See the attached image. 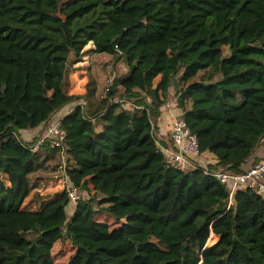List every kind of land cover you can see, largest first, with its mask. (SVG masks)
Here are the masks:
<instances>
[{
    "label": "trees",
    "instance_id": "1",
    "mask_svg": "<svg viewBox=\"0 0 264 264\" xmlns=\"http://www.w3.org/2000/svg\"><path fill=\"white\" fill-rule=\"evenodd\" d=\"M90 43L118 61L112 85L70 93ZM172 88L217 160L209 172L262 162L245 168L264 142V0H0V264H55L65 238L69 264H264V195L240 189L230 203L226 184L169 165L157 144ZM82 99L61 121V146L21 137ZM58 158L89 193L77 205L66 187L42 195L33 182Z\"/></svg>",
    "mask_w": 264,
    "mask_h": 264
},
{
    "label": "built area",
    "instance_id": "2",
    "mask_svg": "<svg viewBox=\"0 0 264 264\" xmlns=\"http://www.w3.org/2000/svg\"><path fill=\"white\" fill-rule=\"evenodd\" d=\"M112 81L113 78L109 80V83L105 89L106 93L109 90V86L112 85ZM78 102L79 103H77V105H86L85 100L84 103H80V101ZM122 102L124 108L140 109L143 107L137 105V103L129 99H125ZM63 108L56 112L51 118V124L47 127V130L44 131V134L38 137L36 145H34L32 148L33 150L37 149L40 145L47 141H49L52 146H61L63 144V140L66 137V132L61 127V121L64 116L68 115L74 110V107L70 106V108L67 110H64ZM45 124H43V126H45ZM153 127V133L155 135L156 142L160 146L161 150L165 153L167 163L169 165L187 171L196 169L198 166L205 168L208 174L217 178L220 182L228 186L230 190V203H232L236 192L240 189L251 188L257 193L264 195V160L256 166L243 172H237L228 169L209 172L207 169L208 165L204 166L201 162L197 163V161L200 159V155L202 154L199 150V141L197 135L189 129L187 122L183 118H180L179 116V118L174 121V123L168 129L169 133H166L162 127H160L158 131L155 130V124H153ZM65 184L71 203L77 204V202L82 197L80 190L68 179H65Z\"/></svg>",
    "mask_w": 264,
    "mask_h": 264
},
{
    "label": "rangeland",
    "instance_id": "3",
    "mask_svg": "<svg viewBox=\"0 0 264 264\" xmlns=\"http://www.w3.org/2000/svg\"><path fill=\"white\" fill-rule=\"evenodd\" d=\"M93 44L90 43L87 47V49H90V47ZM228 52V49H227ZM97 55V56H96ZM91 51L87 52L82 60L78 61L76 64V67L78 70L71 69L70 72V88L69 92L71 93H77L81 92L84 94L86 92V86L89 81H94L96 83V93L97 95H102L109 83V80L114 78V75L112 74L111 70L109 69L114 63L118 62L115 60L110 55L106 54H96ZM129 68L127 67L126 63L121 61L117 65V72L120 74L124 73L127 71ZM123 75V74H122ZM175 99V89L172 88L169 90V95L167 97V102L166 104V110L165 114H168L173 107L172 101ZM83 101L80 100V103H84ZM52 119L45 124L39 131V133L34 134V137H29L26 138L25 140H30L32 141L33 139L37 138L38 136H42L44 134V131L47 130V127L51 124ZM66 162L65 158L62 159L60 162V158L50 161L47 163L45 168L41 171H38L33 175V182L37 183L39 186V190L41 191L40 193L42 195H49V194H55L57 192L62 191L65 187V179H64V165L62 163ZM202 163V160L199 159L197 163ZM202 165L207 166V164L202 163ZM53 175V181H50L46 183L47 177ZM6 179V178H5ZM81 196L83 199H87L89 197L88 191H83L81 192ZM81 197V198H82ZM77 205V204H76ZM76 205H71L70 207L68 206V214L70 215L71 213L74 212V209L76 208ZM72 209V210H71ZM97 218L101 221H105L109 224L114 226H118L119 223H117L116 219L110 215L107 212H97ZM218 241V237L215 236L214 234L211 235L209 238L208 244H214ZM75 248L72 243V241L69 238L61 239L58 241L54 248H53V254L55 257V264H69V259L71 255L74 253Z\"/></svg>",
    "mask_w": 264,
    "mask_h": 264
},
{
    "label": "crops",
    "instance_id": "4",
    "mask_svg": "<svg viewBox=\"0 0 264 264\" xmlns=\"http://www.w3.org/2000/svg\"><path fill=\"white\" fill-rule=\"evenodd\" d=\"M91 50L94 53V55H96V53L94 52V49H93V45L90 47V49L88 50V52L91 51ZM74 67H73L74 70H78L77 67H76V64L74 65ZM109 69L111 70L112 69V66ZM128 71H129V69L127 71H125L124 73H122V74H126ZM112 74L114 75L113 72H112ZM86 89H87V86H86ZM75 94H82V93L81 92H77ZM78 101H74V102H71V103L67 104L63 109L64 110H67V109L70 108V106H73L75 108L76 105H77V103H79ZM167 104H168V102H167ZM172 104H173V107L171 108V110H170V112L168 114H165L166 105L163 107V115L161 116V118L159 120V124H158L160 127H162L165 130L166 133H169L168 129L174 123V121L179 118V116L181 114L180 113V110L177 107L176 97L172 101ZM42 127H43V125L42 126H39L38 128H35V129L22 130V131H20V135H21V137L24 140L26 138H29V137H34L35 136L34 134L39 133V131L41 130ZM25 141H28V140H25ZM199 158L202 160V163L207 164V165H209V164H216L217 163V160H216L215 156L212 153H202ZM256 158H259L261 160L264 159V142L261 145V147L258 148V150L256 151V153L253 156V158L251 160H249V161L246 162L247 164L245 165V168L246 169L249 168L250 167L249 165Z\"/></svg>",
    "mask_w": 264,
    "mask_h": 264
},
{
    "label": "water",
    "instance_id": "5",
    "mask_svg": "<svg viewBox=\"0 0 264 264\" xmlns=\"http://www.w3.org/2000/svg\"><path fill=\"white\" fill-rule=\"evenodd\" d=\"M209 245V244H208Z\"/></svg>",
    "mask_w": 264,
    "mask_h": 264
}]
</instances>
